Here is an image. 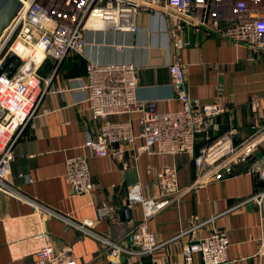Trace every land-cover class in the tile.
I'll list each match as a JSON object with an SVG mask.
<instances>
[{"label":"crops","instance_id":"1","mask_svg":"<svg viewBox=\"0 0 264 264\" xmlns=\"http://www.w3.org/2000/svg\"><path fill=\"white\" fill-rule=\"evenodd\" d=\"M134 32L116 30L83 33V57L96 63H131L136 67L135 98L156 100L159 110L178 109L180 102L169 85L167 63L169 20L160 12L139 10ZM186 41L178 57L184 64L183 88L199 104L213 101L222 88L228 109L215 118L217 131L198 134L194 155L217 135L231 131L237 142L255 134L259 136L256 154L264 153V119L251 109L252 95L262 96L259 110L264 115V66L262 53L252 54L244 44L234 45L216 33L191 26L183 28ZM84 59L67 53L54 67L47 57L37 68L46 87L34 116L18 134L11 147L8 182L18 192L75 222L93 221L94 232L112 241L132 245L130 230L140 218L138 205L125 202L127 189L138 182L142 194L153 195L148 186L155 168L172 164L176 168L179 192L165 207L148 219V229L157 242L154 264H181V249L193 240L214 230L225 231L229 238L227 261L224 264H254L259 239L264 238V196L260 203L248 199L264 190V179L248 173L246 165L234 166V175L221 180L209 179L195 184L196 171L188 154L161 155L139 151L135 161L129 159L131 149L141 144L122 145V160L89 157L90 179L97 188L89 194H74L63 177L65 157L80 153L86 137L94 138L100 119H92L81 103L79 84L84 74ZM80 78L79 81L76 79ZM47 83V84H46ZM110 120L132 121L139 126L136 114H119ZM116 206L112 219L95 218L99 203ZM204 224L187 231L194 224L191 217ZM43 229L55 255H62L67 264H152L148 256L120 255L110 260L96 239L54 215L37 216L22 200L0 192V264H35L28 236ZM133 246V245H132ZM191 264H202L194 254Z\"/></svg>","mask_w":264,"mask_h":264},{"label":"built area","instance_id":"2","mask_svg":"<svg viewBox=\"0 0 264 264\" xmlns=\"http://www.w3.org/2000/svg\"><path fill=\"white\" fill-rule=\"evenodd\" d=\"M139 10L160 12L169 20V48L171 59L167 63L169 85L180 102L178 109L159 110L156 100L135 98L136 67L131 63H96L83 57L86 31L116 30L134 32L135 16ZM89 20L100 26L87 27ZM191 26L208 33H216L234 45H247L251 53H262L264 66V0H26L0 33V63L11 52L18 65L10 72L0 74V192L29 204L36 212L54 215L67 224L84 231L101 244L110 260L120 255L148 256L154 264L153 254L163 243L157 242L148 229V219L169 204L179 192L176 168L172 164L154 169L148 186L155 193L148 197L135 182L126 191L125 202L138 205L140 218L129 234L132 245H125L99 235L91 228L93 221L75 222L18 192L8 182L11 147L20 131L29 124L46 90L37 74V68L47 57L56 67L63 57L72 52L84 59L81 103L92 119H100L94 138L86 137L81 152L65 157L63 177L74 194H89L97 188L91 181L88 158L107 157L122 160V145H132L139 138L141 144L131 149L130 160L135 161L139 151L161 155L188 154L192 156L196 171L194 183L201 185L209 179L221 180L234 175V166L246 165V171L264 179V153L255 152L259 136L233 141L231 131L217 135L198 155H194L198 134L217 131L215 118L228 109L222 88L217 97L208 103L194 101L183 88L184 64L178 57L186 45L182 39L184 27ZM77 81L80 78L76 79ZM47 84V83H46ZM262 96L252 95L250 107L257 118L264 119L259 110ZM136 114L139 130H133L132 121L110 120L111 115ZM264 190L250 197L260 203ZM118 208L109 203L95 205V218L112 219ZM196 224L180 235L193 231L206 221ZM28 239L34 242L31 253L35 264H67L62 255H55L43 229H35ZM229 238L225 231L214 230L208 235L189 242L181 249V264H191L199 254L202 264H224L227 261ZM254 264H264V238L254 254Z\"/></svg>","mask_w":264,"mask_h":264},{"label":"water","instance_id":"3","mask_svg":"<svg viewBox=\"0 0 264 264\" xmlns=\"http://www.w3.org/2000/svg\"><path fill=\"white\" fill-rule=\"evenodd\" d=\"M21 2V0H0V33L19 10ZM16 65H18V60L11 52L6 53L0 63V74L6 69L12 72ZM233 141L236 142L235 137Z\"/></svg>","mask_w":264,"mask_h":264},{"label":"bare ground","instance_id":"4","mask_svg":"<svg viewBox=\"0 0 264 264\" xmlns=\"http://www.w3.org/2000/svg\"><path fill=\"white\" fill-rule=\"evenodd\" d=\"M24 4L26 3V0H21ZM87 27H98L100 24L97 21L89 20L86 24Z\"/></svg>","mask_w":264,"mask_h":264}]
</instances>
